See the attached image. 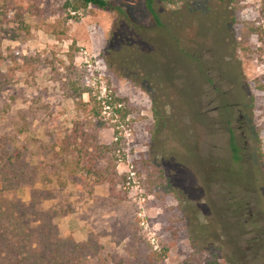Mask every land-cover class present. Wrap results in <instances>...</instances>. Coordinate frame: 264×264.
Segmentation results:
<instances>
[{
  "label": "rangeland",
  "instance_id": "obj_1",
  "mask_svg": "<svg viewBox=\"0 0 264 264\" xmlns=\"http://www.w3.org/2000/svg\"><path fill=\"white\" fill-rule=\"evenodd\" d=\"M106 1L125 14L90 6L73 13L66 0H36L22 17L28 34L12 24L18 39L0 36L3 56L7 49L22 56L9 66L0 61L10 79L0 94L9 105L0 114V137L13 136L12 148L25 151L39 171L34 187L49 196L40 208L54 213L61 235L75 242L90 236L101 247L93 262L121 253L125 234L155 256L152 264H184L191 256L193 264H221L237 246V264H264L258 246L264 243V92L256 88L264 87V0H231L226 7L217 0L156 3L158 26L141 0ZM149 73L157 78L151 85L131 78ZM64 82L84 87L81 100L93 97L98 114L67 98ZM153 98L175 135L169 123L155 134ZM64 135L67 153L57 155L55 142ZM79 135L95 149L84 151ZM76 158L95 171L115 172L114 189L95 184L92 173L74 166ZM222 167L232 175L211 176ZM155 169L162 170V186L152 183ZM9 196L27 203L29 188ZM234 201L242 211L227 206ZM241 214L247 220L238 230L232 223ZM193 228L210 239L208 248L194 240ZM252 238L257 247L242 251Z\"/></svg>",
  "mask_w": 264,
  "mask_h": 264
},
{
  "label": "trees",
  "instance_id": "obj_2",
  "mask_svg": "<svg viewBox=\"0 0 264 264\" xmlns=\"http://www.w3.org/2000/svg\"><path fill=\"white\" fill-rule=\"evenodd\" d=\"M192 0H141V4L144 11L149 15L150 19L155 23L159 24V17L155 11L154 5L156 3H165L169 5L183 4ZM202 3H207L211 0H195ZM219 3L225 4L224 6L230 5L231 0H217ZM67 5L70 7L71 12L83 10L86 7H94L101 10H117L120 14H125L124 10L119 6H112L106 0H66ZM2 6L0 7V36L6 34L11 41H16L18 35L13 29L12 24H17L18 28L21 29L25 34H28L27 26L23 24L22 17L24 14L29 15L32 9H36V0H3ZM187 6V4H186ZM23 10V11H22ZM13 11V13H12ZM7 54L3 56L0 51V61L5 63V66H9L10 63H15L18 58L22 56L14 51L7 49ZM127 77V76H126ZM135 82H147L149 85L153 84L152 80H157L153 74L149 73L144 76L132 75ZM8 75L0 69V94L7 83H9ZM142 88V87H141ZM259 91L264 92V87L258 85L256 87ZM62 89L65 92V96L75 101V103L81 108L83 112L92 111L94 115L98 114V108L93 97L88 95L87 101L81 100V95L86 94L87 91L84 87H75L72 84L64 82ZM117 100H113L116 104ZM98 104V103H97ZM9 105L1 103L0 98V114H7ZM114 112L119 114L120 118H124L125 112L121 108H114ZM151 112L155 120V134L160 133L162 129L169 123L168 131L172 134H176V128L167 121L165 115L164 106L161 105L156 99H151ZM25 124V123H24ZM226 125H229V120L225 121ZM21 128H19L20 130ZM173 131V132H172ZM21 132V131H19ZM13 135V134H12ZM84 136V135H83ZM76 140L79 139L83 143L84 151H87V147L94 148L92 145H85L86 139L82 135L74 136ZM69 135H64L58 143L55 142L58 148V153H67L66 149L69 146ZM2 142L0 143V264H141L143 259H146L147 264H152L155 256L143 249L142 243L136 242L134 236L123 235L122 240H127V244H124L121 253L108 254L103 258L102 262H93L98 259L101 247L96 244L95 241L89 236L85 241L75 242L70 235H61L53 223L55 217L53 212L48 210H42L40 204L42 201L47 200L49 196L41 188H35L34 184L39 171L35 165H32L26 160L25 151L15 150L11 144L14 142V137L10 136L8 139L0 137ZM227 147L230 152L231 160L237 162L239 157V148L235 142L234 135L231 129H228L227 134ZM24 150V149H22ZM99 151V150H98ZM192 152V151H191ZM190 151L186 154L189 158ZM195 158V156H194ZM102 157H96V162ZM82 158H76L73 162L74 166L81 165ZM213 164V163H211ZM100 166V165H99ZM81 170L85 175L92 173L95 177V184L107 183L109 185V191L114 189L115 182L113 181L116 177L115 172L111 174L107 173L106 168L100 167L98 170H94L89 165L82 163ZM157 172L156 181H152L155 187L162 186V170L155 169ZM218 172L230 176L227 168L214 169L211 172V176L217 175ZM204 177V176H203ZM231 180V177H229ZM248 179L245 178V185L248 184ZM204 188L206 183L203 182ZM257 189L260 188V180L256 178L254 180ZM226 185V183L224 182ZM167 185V184H166ZM230 185V184H228ZM168 186V185H167ZM29 188V200L27 203L22 202L19 198L13 195L19 188ZM164 189V187H163ZM264 196V194H262ZM177 201H180L177 199ZM240 201H234L227 205L233 207L234 212L242 211L244 206L241 205ZM226 213L230 212L229 209H225ZM231 214V213H230ZM239 215L237 218H233L235 221L232 223L235 229L240 230L242 228V222H246L247 216L242 217ZM190 222V220H189ZM192 232L196 233L193 237L194 240H200V243L205 248H208L210 239L207 238V242L204 241L206 238L204 235L198 233L201 232L198 228H193ZM256 238L246 239V247L242 251H250L253 247H257L255 242ZM263 247L264 243L258 245ZM239 247L235 252L232 250L230 255H227L225 259H222L221 264H237L235 261L236 252H239ZM202 250V249H201ZM199 250L200 252H202ZM141 253L144 254L142 257ZM192 256L184 261V264H193ZM235 261V263H234ZM137 262V263H136ZM145 263V262H144ZM203 264H217L204 262Z\"/></svg>",
  "mask_w": 264,
  "mask_h": 264
},
{
  "label": "built area",
  "instance_id": "obj_3",
  "mask_svg": "<svg viewBox=\"0 0 264 264\" xmlns=\"http://www.w3.org/2000/svg\"><path fill=\"white\" fill-rule=\"evenodd\" d=\"M114 140H116V138H114ZM125 158H126V159H125V162H126V163H129L130 160L128 159V156H127V155H125ZM120 162H121V161H120ZM130 170H131V171H130ZM127 173H128V174H127V177H126L127 180H130V182L133 183V182H134V179H135V177H134V176H135V175H134L135 172L132 171V166H131V165L128 166ZM127 183H128V182H127ZM138 215H139V214H138ZM151 241H152V239H151Z\"/></svg>",
  "mask_w": 264,
  "mask_h": 264
}]
</instances>
